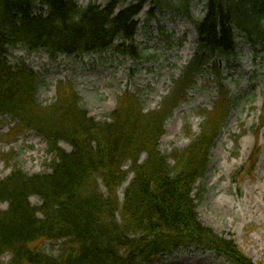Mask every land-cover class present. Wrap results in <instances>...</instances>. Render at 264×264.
<instances>
[{
  "label": "trees",
  "instance_id": "16d2710c",
  "mask_svg": "<svg viewBox=\"0 0 264 264\" xmlns=\"http://www.w3.org/2000/svg\"><path fill=\"white\" fill-rule=\"evenodd\" d=\"M137 1L116 12L118 0L86 8L75 0H0V115L16 123L7 140L34 131L52 158L49 172L29 175L15 167L0 180V204L8 205L0 211V264L7 253L12 256L8 264H157L191 247L213 251L232 264H254L233 238L200 220L196 202L202 197L194 189L208 170L211 151L235 103L220 85V66L211 62L215 55L237 56L236 31L264 41L259 0H198L207 4L204 19L192 21L196 54L159 110L147 114L136 95L125 93L111 120L97 122L69 83H60L56 101L43 107L37 100L41 77L24 63L12 67L7 59L9 48L22 46L29 53L45 51L52 59L112 51L142 61L134 18L145 0ZM192 1L154 0L148 17L153 20L161 10L190 17ZM161 33L169 39L163 28ZM171 43L166 40L167 46ZM210 70L219 96L211 111L201 112L200 134L191 136L186 148L163 155L159 145L166 122ZM262 127L264 106L258 129ZM259 151L256 146V159ZM130 174L121 200L119 190ZM31 197L42 205H32ZM45 241L59 243V253L45 252L40 247Z\"/></svg>",
  "mask_w": 264,
  "mask_h": 264
},
{
  "label": "rangeland",
  "instance_id": "374dc122",
  "mask_svg": "<svg viewBox=\"0 0 264 264\" xmlns=\"http://www.w3.org/2000/svg\"><path fill=\"white\" fill-rule=\"evenodd\" d=\"M75 1L83 8L90 4L104 7L109 2ZM171 1L175 4L177 0ZM118 2V10H121L127 4L136 5L138 1ZM145 3L135 18L139 25L136 43L145 57L142 61L113 52L82 57L61 55L52 60L44 51L31 54L22 46L9 48L7 59L12 67L24 63L40 75L43 84L37 100L43 107L56 101V88L62 82L74 86L81 98V107L97 122L111 120V114L125 93L139 98L145 114L159 110L164 98L170 94L174 80L181 76L183 67L195 55L197 34L192 21L204 19L207 2L193 0L190 17L161 10L153 20L149 19L148 13L154 8V0H145ZM259 3L264 9V0ZM161 28L169 39H163ZM165 39L172 43L167 46ZM236 43L237 56L213 58L222 70L220 85L230 91L235 103L212 150L206 175L197 182L194 193H200L202 197L196 202L200 220L216 233L233 238L254 264H264V129H257L264 105V41L254 39L253 42L236 31ZM218 93L219 83L210 70L166 122L159 145L163 155L169 156L174 149L186 148L191 143V136L200 134L204 123L201 112L213 108ZM8 118L0 116V180L15 167L29 175L49 172L52 158L46 143L31 130L7 140L15 125ZM60 146L67 152L72 151L65 142ZM256 146L260 147L259 156L251 160ZM145 159V156L141 157V161ZM173 163L170 159V164ZM98 183L105 194L101 180ZM125 188L123 186L119 192L121 200ZM30 202L36 207L42 205L38 197H31ZM7 207V204H0V211L7 210ZM59 245L44 242L40 247L47 253L58 254ZM11 257V254H5L2 262L8 264ZM158 264L232 263L214 253L189 248Z\"/></svg>",
  "mask_w": 264,
  "mask_h": 264
},
{
  "label": "bare ground",
  "instance_id": "6f19581e",
  "mask_svg": "<svg viewBox=\"0 0 264 264\" xmlns=\"http://www.w3.org/2000/svg\"><path fill=\"white\" fill-rule=\"evenodd\" d=\"M127 184H128V182L127 183H125V186H127ZM222 203L225 205V204H228L229 205V203H227L226 201H222ZM230 205H232V204H230Z\"/></svg>",
  "mask_w": 264,
  "mask_h": 264
}]
</instances>
